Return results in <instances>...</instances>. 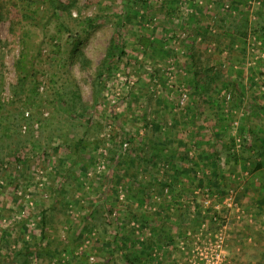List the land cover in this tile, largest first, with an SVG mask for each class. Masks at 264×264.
Instances as JSON below:
<instances>
[{"label":"rangeland","instance_id":"rangeland-1","mask_svg":"<svg viewBox=\"0 0 264 264\" xmlns=\"http://www.w3.org/2000/svg\"><path fill=\"white\" fill-rule=\"evenodd\" d=\"M263 14L264 0H81L70 29L83 37L87 69L69 59L70 31L30 26L41 99L24 108L32 121L21 132L35 135L25 159L0 166V264L34 242L43 215L51 248L38 264H127L123 253L196 264L219 243L226 264H264V35L254 27ZM10 18L0 25V102L15 111L23 26L13 33ZM232 18L248 21L246 37L228 35ZM207 32L219 41L204 42ZM186 36L197 37L198 66L225 67L242 93L220 80L206 87L209 75L195 83ZM112 39L125 54L95 103L92 79ZM73 81L94 106L71 119L54 97ZM144 152L152 163H129Z\"/></svg>","mask_w":264,"mask_h":264},{"label":"trees","instance_id":"trees-1","mask_svg":"<svg viewBox=\"0 0 264 264\" xmlns=\"http://www.w3.org/2000/svg\"><path fill=\"white\" fill-rule=\"evenodd\" d=\"M81 0H0V25L7 17L10 18L11 15H14L10 18L11 31L16 32V28H23L22 35L20 36L21 42V53L16 61L17 68V81L12 85L11 90L13 96L18 97L22 101L23 109L14 108L15 111H12L11 107H14V103H11L8 108L4 103L0 102V166L4 167L6 163H11L13 160L20 161L25 159L23 154L25 144L34 140L35 135L32 130L22 133L21 127L23 121L31 125L32 116H25L24 108H31L41 99L39 92V74L36 68V64L39 60L38 49L35 48L34 43L31 42V33H28L30 26L40 28L43 31H46L47 27L56 22L58 25L57 34L62 33V30L70 31L67 39L70 44L68 53L69 59L74 63H79L82 69L91 68L93 66L92 60L87 56L86 52L81 47L83 37L81 33L74 32L71 30L70 23L72 22V11L74 9H80ZM218 6L221 4L218 3ZM72 19V20H71ZM88 26L90 28L95 27L93 22L95 18L90 17L86 18ZM16 26V27H15ZM255 29L259 30L258 32L261 35H264V14L260 15L258 21L255 22ZM228 29L231 32H228V35L234 39L236 35H241V37H246L248 30V21L243 18H232L231 22L228 25ZM219 34L212 32H207L206 42L209 44L213 40H217ZM49 38L51 41H54V44L59 46L57 37L50 35ZM196 40L191 42L187 41V36L183 38V43L188 48V55L192 61L193 69V78H195V83L199 84V76L209 75L208 79L205 81L206 87L211 84L214 80H220L226 82L229 86L233 87L235 91L242 93L238 82L232 81L229 77L225 76L226 68L222 67L221 69L215 71L216 66H211L206 64L201 67L198 66L199 59L201 54L196 47ZM43 41L40 42L42 45ZM219 41V40H217ZM141 45L148 49L152 45V40L148 35L141 34L140 37ZM188 43V44H187ZM125 52L118 49L117 43L114 39L111 40L109 49L101 61V64L97 67L95 75L92 79V88L94 102L97 103L101 98L104 88L106 87L108 76L112 70V66L117 64L122 55ZM0 78V93L3 87V82ZM55 103L58 110L65 116L69 118H76L81 114H90L93 104H90L84 100L81 92V87L75 81L70 83H63L61 87L55 88ZM2 111H5L4 113ZM77 142V143H76ZM76 149L80 147L83 143L82 139L76 141ZM66 143L63 142V145ZM121 156V153H120ZM129 163L131 165L135 164L138 159L140 163L149 165L153 162L152 153L144 152L136 154V156L129 155ZM235 160L238 161L239 158L233 154ZM138 158V159H137ZM174 158V157H173ZM172 158V159H173ZM260 165V163H258ZM165 182L161 183V190L164 189ZM163 192V191H162ZM103 214V212H102ZM93 214H89V217H92ZM183 222L188 219L190 216L189 208L185 209L182 212ZM199 216V214H197ZM186 219V220H185ZM47 216L43 215L39 221V229L32 228L34 242H25L22 244L20 249L15 250L12 254V258L7 264H38L37 258L39 255H46L50 247V244L46 243V246L42 245L47 237L48 231ZM40 235V237L37 236ZM147 244V243H146ZM43 247V248H42ZM42 248V250H40ZM123 258L127 264H144V259L140 256H133V254H124Z\"/></svg>","mask_w":264,"mask_h":264},{"label":"built area","instance_id":"built-area-1","mask_svg":"<svg viewBox=\"0 0 264 264\" xmlns=\"http://www.w3.org/2000/svg\"><path fill=\"white\" fill-rule=\"evenodd\" d=\"M196 264H226V257L222 250V244L219 243L211 249V253L206 252L205 259L202 262H195Z\"/></svg>","mask_w":264,"mask_h":264}]
</instances>
